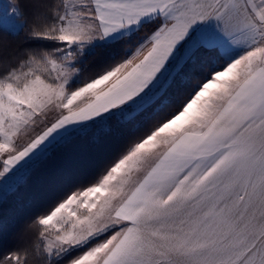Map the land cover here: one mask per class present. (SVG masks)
Masks as SVG:
<instances>
[{
    "label": "snow or ice",
    "instance_id": "obj_1",
    "mask_svg": "<svg viewBox=\"0 0 264 264\" xmlns=\"http://www.w3.org/2000/svg\"><path fill=\"white\" fill-rule=\"evenodd\" d=\"M33 185L0 264H264V0H0V211Z\"/></svg>",
    "mask_w": 264,
    "mask_h": 264
},
{
    "label": "trees",
    "instance_id": "obj_2",
    "mask_svg": "<svg viewBox=\"0 0 264 264\" xmlns=\"http://www.w3.org/2000/svg\"><path fill=\"white\" fill-rule=\"evenodd\" d=\"M23 37H21V41ZM94 71V66L90 62L85 75L90 74ZM112 144H109L111 147ZM114 149V148H113ZM91 156L95 155L97 159L95 163L98 165L102 162V156H97L92 150H85ZM111 152L110 150H104ZM91 169H86V172ZM47 193L37 186L33 185L23 190L16 196L9 198L8 203L4 206L3 210L0 211V253L13 249L19 245H22L25 241V237L22 235V231L28 225L30 218L34 215L36 209L42 203Z\"/></svg>",
    "mask_w": 264,
    "mask_h": 264
},
{
    "label": "rangeland",
    "instance_id": "obj_3",
    "mask_svg": "<svg viewBox=\"0 0 264 264\" xmlns=\"http://www.w3.org/2000/svg\"><path fill=\"white\" fill-rule=\"evenodd\" d=\"M118 147H119L118 144H112L111 147H109V145H107V146L105 147L104 150H110V151L112 152V151H115ZM113 148H114V149H113ZM86 150H89V149H86ZM107 153H110V152H106V153H105V151H104V154H107ZM93 157H95V160L97 159V157H96L95 155H93ZM88 169H91V168H88ZM91 170H92V169H91ZM89 172H90V171H89ZM80 174L82 175V174H84V173H80Z\"/></svg>",
    "mask_w": 264,
    "mask_h": 264
}]
</instances>
